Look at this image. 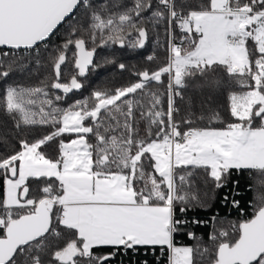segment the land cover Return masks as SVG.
<instances>
[{"label": "snow or ice", "instance_id": "obj_1", "mask_svg": "<svg viewBox=\"0 0 264 264\" xmlns=\"http://www.w3.org/2000/svg\"><path fill=\"white\" fill-rule=\"evenodd\" d=\"M152 33L167 53L161 66L62 106L98 66V47L143 49ZM73 48L77 71L62 80ZM42 50L49 76L9 81L31 77ZM165 76L164 92L150 87ZM0 113L15 129H52L0 156V264H111L142 247L159 248L166 264H264V179L251 214L214 229L208 246L191 231L194 246L175 240L189 223L177 207L204 203L198 181L214 195L235 173L231 204L243 213L240 177L264 175V0H0ZM66 134L57 157L41 150Z\"/></svg>", "mask_w": 264, "mask_h": 264}, {"label": "trees", "instance_id": "obj_2", "mask_svg": "<svg viewBox=\"0 0 264 264\" xmlns=\"http://www.w3.org/2000/svg\"><path fill=\"white\" fill-rule=\"evenodd\" d=\"M60 31L64 32V27L61 26ZM157 32L160 33V40L163 43L166 39L164 35V28L161 25ZM177 34L179 31L177 30ZM87 39V37H86ZM53 40L56 43H61L62 40L53 37ZM99 44V41H97ZM89 47L92 45L89 44ZM49 51H51V45L49 46ZM73 49H70L68 53V61L66 65H62V80L70 79L71 75L75 74L77 71L74 68V61L71 59ZM155 51L157 56L156 61H147L146 57ZM47 52L42 50L41 52V65L32 64V75L31 77L27 76H12L9 78V81L15 80L24 86L36 85L40 80H43L46 76H49L52 72L51 65L47 61ZM167 53L164 48H161L156 43V34L152 33L151 39L147 43L144 49H131L127 46L121 47L119 44H114L111 46H101L97 48L96 56L94 63L98 65L94 69H90L89 74L86 77L79 78L81 79L84 87L81 90H74L72 93L68 94L62 103V106H67L79 99H84L85 97L90 96L93 90H114L118 87L127 86L130 83L136 81L137 77L135 73L142 71L144 68H150L155 70L157 67L161 66L165 61ZM106 60L112 61L111 63L105 62ZM123 63L126 65L125 69H120L119 64ZM223 76L222 73L219 74ZM164 83L156 84L153 82L150 87L153 90L159 89L161 92L166 90L167 77L162 78ZM225 79V84H227V79ZM58 94L63 95L59 90H54ZM226 94L225 90L224 95L219 98V105H213L214 108L220 110V108H226ZM186 95H191L193 97V102L196 105L194 109L199 112V100L200 96L197 91L189 89L186 92ZM166 107V104H165ZM208 113H205L207 115ZM221 115L227 116L226 111H221ZM141 134L144 133V124L141 126ZM52 131L50 127H38V128H21L15 129L13 127L12 121L6 115L0 113V156L10 154L13 150V146L18 149L17 138L18 137H27L29 140L40 138L42 135L48 134ZM70 138L67 134L63 137L57 138L52 142H49L47 145L42 146L41 150L46 153L50 158H55L59 155V140L64 139L67 141ZM158 175V174H156ZM237 178L236 174L233 173L231 178L228 180L227 187H222L218 190H215L213 195L214 185L209 181L207 187H205L201 182H197L199 188V195L203 205H194L192 208H189L185 213L179 212V206L177 207V215H185L189 218L190 223L182 226L181 232L175 235V240L179 245H188L194 246L197 243V240L190 239L187 235L188 231L195 233L203 241L204 246L210 244L209 236L211 231L214 229L227 227L228 222H235L240 218H244V214L238 211L236 208L232 207L231 204V191L233 189L232 181ZM264 179V175L259 174L256 171L245 172L242 177H240L239 188L241 190V196L236 197L241 200L240 207L244 209V213L251 214L252 204L255 202L253 197L256 191L260 189L257 187V181ZM209 193L208 197L204 196V192ZM3 192L2 180H0V195ZM225 195L229 196L227 202L224 201ZM215 217L214 227L212 218ZM193 219L203 221V223L194 224L191 223ZM213 227V228H212ZM151 248H140L139 251L133 253L129 251L128 253L121 254L114 258L111 261V264H144V261H147V264H164L165 261L163 258H158L157 255H153L150 252ZM159 249V248H157ZM111 249H104V251H110ZM165 258V257H164Z\"/></svg>", "mask_w": 264, "mask_h": 264}, {"label": "built area", "instance_id": "obj_3", "mask_svg": "<svg viewBox=\"0 0 264 264\" xmlns=\"http://www.w3.org/2000/svg\"><path fill=\"white\" fill-rule=\"evenodd\" d=\"M241 213H242V212H241ZM242 214H244V212H243ZM213 218H215V217H213ZM213 218H212V222H213V227H214L215 219H213ZM177 219H187V220L189 221V223H190L189 218H188L187 216H185V215H179V216L177 215ZM187 224H188V223H187ZM213 227H212V228H213ZM211 233H212V231H211ZM211 233H210V234H211ZM150 252H151V254H153V255H157L158 258H163L164 261H165L164 264H166V255H161L159 249L156 248L155 251H153L152 249H150ZM121 254H124V253H120V254H118L117 256H119V255H121ZM164 257H165V258H164ZM113 260H114V259H113ZM113 260H112V261H113Z\"/></svg>", "mask_w": 264, "mask_h": 264}, {"label": "water", "instance_id": "obj_4", "mask_svg": "<svg viewBox=\"0 0 264 264\" xmlns=\"http://www.w3.org/2000/svg\"><path fill=\"white\" fill-rule=\"evenodd\" d=\"M146 45H147V44H146ZM143 49H144V48H143ZM141 50H142V49H141ZM95 56H96V54L94 55V60H95ZM88 74H89V73H88ZM88 74H87V75H88Z\"/></svg>", "mask_w": 264, "mask_h": 264}]
</instances>
